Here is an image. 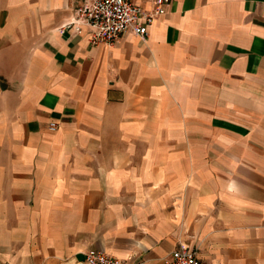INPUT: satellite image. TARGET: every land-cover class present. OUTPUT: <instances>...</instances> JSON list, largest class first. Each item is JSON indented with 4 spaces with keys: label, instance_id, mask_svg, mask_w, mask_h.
I'll return each instance as SVG.
<instances>
[{
    "label": "crops",
    "instance_id": "0c3cea01",
    "mask_svg": "<svg viewBox=\"0 0 264 264\" xmlns=\"http://www.w3.org/2000/svg\"><path fill=\"white\" fill-rule=\"evenodd\" d=\"M80 1L0 0V264H264V0L93 46Z\"/></svg>",
    "mask_w": 264,
    "mask_h": 264
},
{
    "label": "built area",
    "instance_id": "2783aa9c",
    "mask_svg": "<svg viewBox=\"0 0 264 264\" xmlns=\"http://www.w3.org/2000/svg\"><path fill=\"white\" fill-rule=\"evenodd\" d=\"M169 0H153V8L144 12L135 0H81L74 8V19L64 28L73 25L74 31H79V24L87 28V38L90 45L113 44L123 33L130 31L140 37L146 34V29L154 18L164 13ZM50 130L55 123L48 124ZM85 264H124L118 258L102 251L88 249L83 253ZM163 264H201L194 250L183 244L173 249L163 261Z\"/></svg>",
    "mask_w": 264,
    "mask_h": 264
}]
</instances>
